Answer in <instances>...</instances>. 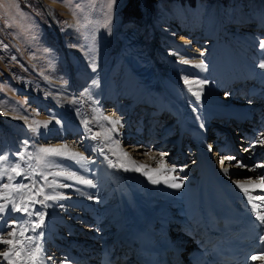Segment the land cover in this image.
Segmentation results:
<instances>
[{
  "label": "bare ground",
  "instance_id": "obj_1",
  "mask_svg": "<svg viewBox=\"0 0 264 264\" xmlns=\"http://www.w3.org/2000/svg\"><path fill=\"white\" fill-rule=\"evenodd\" d=\"M41 4L69 65L68 82L47 75L56 93L52 89L42 95L47 103L49 133L57 139L48 148L59 153L46 156L45 171L50 179L41 186L33 180L25 191L20 189L21 193L10 190L12 185L0 171V205H7L0 214V237L12 239L8 232L15 228L16 240L27 247L39 244L42 253L37 264H97L104 248L128 257L124 262L128 264L131 259L134 262L135 249L125 239L132 236L134 213L139 209L164 236L178 245L190 243L187 229L196 234L208 208V171L218 176L237 205H258V215H264V201L254 199L264 196V191L252 188L264 174V144L259 142L264 140V68L260 67L264 63V20L250 14L242 0L228 4V10L236 9L234 17L223 14L225 7L219 0L211 8L200 1L196 6L178 2L173 11L151 5L140 23H123L120 51L93 75L77 68L51 9L45 2ZM148 37L153 38L151 46ZM158 56L173 65L164 69L156 61ZM186 79L193 83L185 84ZM194 92L200 93L199 100ZM139 99L143 102L135 105ZM104 101L109 103L106 117L119 119V125L102 117ZM149 103L154 106L149 108ZM227 112L246 116L240 128L243 141L239 138V149L218 155L216 164L205 150L212 137L206 123L223 119L221 115ZM164 114L170 119L162 125ZM33 127L25 117H15L10 111L1 113L0 155L16 150L23 138L29 140ZM180 130L196 132L194 149L179 147L176 137ZM76 134L83 135V140ZM75 153L86 160L74 159ZM226 157L234 159H225L222 165ZM237 162L244 167H237ZM121 164L128 169L146 167L125 170ZM173 167L175 171H154ZM58 172L75 173L92 183L82 184L78 179L56 175ZM145 173L159 182L152 183ZM173 176L174 181L170 179ZM171 183H181L182 187L172 188ZM238 184L248 187L249 194ZM46 195L56 198L46 200ZM13 205H27L32 214L14 211ZM41 214L42 226L33 231ZM26 237L33 239L29 242ZM10 250L8 244L0 243V253ZM11 259L14 264H32L27 251L21 258L13 253ZM0 264H9V260L0 255Z\"/></svg>",
  "mask_w": 264,
  "mask_h": 264
},
{
  "label": "rangeland",
  "instance_id": "obj_2",
  "mask_svg": "<svg viewBox=\"0 0 264 264\" xmlns=\"http://www.w3.org/2000/svg\"><path fill=\"white\" fill-rule=\"evenodd\" d=\"M198 1L211 8L217 0H0V114L10 111L15 117H25L37 128L35 132L31 130L29 140H21L16 150H7L2 154L7 159L0 161V171L5 181L12 185L10 190L16 189L17 193H21V190L29 188L33 180L41 186L43 181L50 179L45 171L46 163H39L36 159L41 156L46 160L47 154L39 150L57 141L49 133L50 121L45 116L47 103L42 95H48L47 91L51 92L52 89L56 93L54 84L46 79L47 75L68 82V59L41 3L45 2L51 9L64 38L65 49L71 54L77 68L95 75L120 51L123 23H140L151 5H162L173 11L178 2L184 6L187 2L196 6ZM219 1L225 7L223 14L226 17L236 15V9L228 10L231 0ZM242 1L250 14L264 20V0ZM109 3L112 4L111 9ZM232 19L228 21L233 22ZM261 39L264 41V33ZM147 42L151 46L153 38L148 37ZM156 61L164 69L173 65L159 56ZM107 103H102V117L109 112L106 110L109 108ZM164 115L165 118L168 116ZM33 121L39 122V126ZM44 122H48L46 127L43 126ZM81 136L76 134L75 137L80 139ZM120 145L125 146L123 139ZM21 152L28 156V160L32 157L29 162L26 158L23 161L20 159ZM17 164L20 165L21 175L11 171ZM9 176L12 178L9 179ZM24 185L26 187L21 188ZM17 189H21L20 192ZM46 257H49L48 253Z\"/></svg>",
  "mask_w": 264,
  "mask_h": 264
},
{
  "label": "snow or ice",
  "instance_id": "obj_3",
  "mask_svg": "<svg viewBox=\"0 0 264 264\" xmlns=\"http://www.w3.org/2000/svg\"><path fill=\"white\" fill-rule=\"evenodd\" d=\"M109 9H111L112 7V4L109 3L108 5ZM261 47L264 48V41H261ZM184 63H187L188 61H183ZM199 66H203V62H201V65ZM261 68H264V63H262L260 65ZM185 84H191L193 82L189 81V80H185L184 81ZM201 85L204 83V82H200ZM191 91V89H189ZM193 95L196 96V99L199 100L200 99V93L199 92H194ZM105 119H109L108 117H104ZM59 122V121H57ZM109 122L114 124V125H119L120 124V121L119 119H115V120H111L109 119ZM47 123L48 122H44V125L43 126H47ZM33 124H37L39 126V122H36V121H33ZM86 126H87V122H85ZM32 131H37V128L36 127H33L31 128ZM113 131H115V129H113ZM96 137L93 136V139H95ZM111 137H109L110 139ZM260 143L264 144V140H261L259 141ZM41 153H45V154H58L59 153V150L58 149H52V148H41L39 150ZM124 155L127 157L128 156V153H124ZM19 156H20V159L23 161L24 160V156H25V153L21 152L19 153ZM32 157H29V159H31ZM73 158L74 159H78L79 161H85L86 158L82 155H79L78 153H75L73 154ZM7 159V157L3 156V155H0V161H5ZM36 159L38 160L39 163H47V161L45 160L44 157H41V156H38L36 157ZM161 159H163V156L161 157ZM227 159V160H233L234 157H226L224 159L221 160V164L223 165L224 164V160ZM110 165L115 167L116 165H112L111 164V161H109ZM133 164H135V161L133 160L132 161ZM120 167L122 168H125L124 165H119ZM237 167H244V165L240 162H237ZM146 166L144 165H140V166H137L135 167L134 169H128V168H125V170H135V171H141L142 168H144ZM258 167H262V166H258ZM20 165L17 164L15 165L14 167L11 168V171L14 172L16 175H21V172H20ZM164 170H167V171H175V168L173 167L172 169H166V168H162V169H159V170H154V171H164ZM225 173L227 174V169L225 168L224 169ZM56 175H66L67 178L69 179H78L80 183L82 184H86V185H91V181L90 180H86V179H83V178H78L75 176V173H63V172H58L56 173ZM145 175H148V178L149 180H151L152 183H158L159 181L156 180V179H153L152 175L148 174V173H145ZM12 177L9 176V179H11ZM167 179L165 180V182H167ZM171 180H175L176 177L173 176V177H170ZM51 186V185H50ZM239 187L242 188V190L246 193V194H249V188L248 187H245L243 184H238ZM7 187V185L5 186ZM21 187H26V186H21ZM170 187L172 188H180L182 187V184L181 183H171L170 184ZM252 188L255 189V188H259L261 189L262 191H264V174H262L260 176V180H259V183L258 184H253L252 185ZM19 190V189H17ZM43 192V189L41 188L40 189V193ZM40 193H37L38 195ZM56 197H53V196H48L46 195L45 196V199L46 200H54ZM251 199H253L252 197H250V202H251ZM254 199L256 200H260V201H264V196H256L254 197ZM35 201H33L34 203ZM41 203H43L41 201ZM259 206L258 205H253V208L256 209L258 208ZM7 208V205L4 204V205H0V214L4 213L5 210ZM13 210L14 211H24L25 213H27L28 215H31L32 213H29L28 212V207L27 205H24L23 207H21L20 205H13ZM257 219L261 221L262 224H264V215H257ZM39 220H40V223H36L34 228H33V231L36 229V228H40L42 226V222L44 220V216L41 214L39 216ZM27 229H24L20 232V235L23 236L24 235V231H26ZM8 236L9 237H12V239H4L3 237H0V243H4V244H8L10 246V251H4L3 253H0V255H2L3 257H5L6 259L9 260V264H14V261L11 259L13 253L15 254L16 258H21V255L22 253H24L25 251H27V256H28V259L31 260L32 264H37V260L40 259L41 257V253H42V249H41V246L39 244H36L34 247H27L24 245V242L23 241H20V240H16L15 237H16V230L15 228H13L12 231L8 232ZM26 239L31 242L32 241V237H26ZM264 239V238H262ZM17 245H20V250L19 251H16V247ZM251 259L253 261H256L258 259H264V256H252Z\"/></svg>",
  "mask_w": 264,
  "mask_h": 264
}]
</instances>
